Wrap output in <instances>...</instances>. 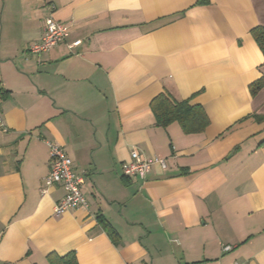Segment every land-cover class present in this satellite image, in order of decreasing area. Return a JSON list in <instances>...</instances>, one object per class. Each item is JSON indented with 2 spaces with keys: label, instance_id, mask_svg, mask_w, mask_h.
<instances>
[{
  "label": "crops",
  "instance_id": "0c3cea01",
  "mask_svg": "<svg viewBox=\"0 0 264 264\" xmlns=\"http://www.w3.org/2000/svg\"><path fill=\"white\" fill-rule=\"evenodd\" d=\"M200 1L0 0V264H264V0ZM46 18L67 36L30 56ZM159 95L205 130L157 125ZM48 142L86 208L54 216ZM134 150L165 168L124 176Z\"/></svg>",
  "mask_w": 264,
  "mask_h": 264
},
{
  "label": "built area",
  "instance_id": "2783aa9c",
  "mask_svg": "<svg viewBox=\"0 0 264 264\" xmlns=\"http://www.w3.org/2000/svg\"><path fill=\"white\" fill-rule=\"evenodd\" d=\"M69 27L62 25L51 18L44 20L41 38L27 48L30 56L36 57L50 49L55 48L62 43L67 36ZM3 120L0 112V132H5ZM49 149V172L43 178V187L41 193L45 194L51 186H60L63 190V196L53 207V214L56 217L65 212L76 209L86 208V201L81 193L83 178L76 176L73 171L71 160L64 151L56 144L47 143ZM159 165L165 168L164 160L160 158H144L137 151H132L129 161L122 164V173L126 177L139 176L144 178L153 165ZM231 250V247L225 246L224 252Z\"/></svg>",
  "mask_w": 264,
  "mask_h": 264
},
{
  "label": "trees",
  "instance_id": "16d2710c",
  "mask_svg": "<svg viewBox=\"0 0 264 264\" xmlns=\"http://www.w3.org/2000/svg\"><path fill=\"white\" fill-rule=\"evenodd\" d=\"M206 4L204 0L198 5ZM251 35L264 58V27H256L251 30ZM264 87V76L250 85V92L255 96ZM151 110L159 126L165 127L176 122L184 133L197 134L205 130L208 119L199 106H190L186 101H174L167 95H159L151 103ZM49 264H78L74 252L63 256L51 254L48 256Z\"/></svg>",
  "mask_w": 264,
  "mask_h": 264
}]
</instances>
